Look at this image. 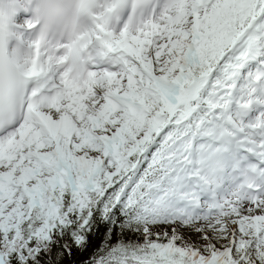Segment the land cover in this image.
I'll use <instances>...</instances> for the list:
<instances>
[{"label":"snow or ice","instance_id":"1","mask_svg":"<svg viewBox=\"0 0 264 264\" xmlns=\"http://www.w3.org/2000/svg\"><path fill=\"white\" fill-rule=\"evenodd\" d=\"M95 2L84 76L20 37L0 264H264V0Z\"/></svg>","mask_w":264,"mask_h":264},{"label":"clouds","instance_id":"2","mask_svg":"<svg viewBox=\"0 0 264 264\" xmlns=\"http://www.w3.org/2000/svg\"><path fill=\"white\" fill-rule=\"evenodd\" d=\"M98 11L95 0H0V124L10 125L28 105L36 107L44 99L30 86V49L27 41L20 40V14L30 13L33 39L60 46L66 70L79 78L88 71L80 57L81 37L91 29Z\"/></svg>","mask_w":264,"mask_h":264},{"label":"trees","instance_id":"3","mask_svg":"<svg viewBox=\"0 0 264 264\" xmlns=\"http://www.w3.org/2000/svg\"><path fill=\"white\" fill-rule=\"evenodd\" d=\"M115 239H116V238L113 237V242H115ZM125 239H133V240H136V239H138V238H137L136 236L130 234V235L126 236ZM99 243H100V237H96V238H94V240H93V247L98 246ZM91 251H92V248H90L89 251L86 252V253H84L82 256H78V259H80V260L87 259L88 255H89V253H90Z\"/></svg>","mask_w":264,"mask_h":264},{"label":"bare ground","instance_id":"4","mask_svg":"<svg viewBox=\"0 0 264 264\" xmlns=\"http://www.w3.org/2000/svg\"><path fill=\"white\" fill-rule=\"evenodd\" d=\"M29 14H30V13H29ZM24 15H25V16H29V15L26 14V13H22V14H21V17L24 16ZM21 17H20V18H21ZM18 20H20V19H18ZM20 25H21V24H20ZM20 29H21V27L19 28V31H20L22 37H23L24 34H26V35H30V31H31V30H28L27 28H23V30H20Z\"/></svg>","mask_w":264,"mask_h":264},{"label":"rangeland","instance_id":"5","mask_svg":"<svg viewBox=\"0 0 264 264\" xmlns=\"http://www.w3.org/2000/svg\"><path fill=\"white\" fill-rule=\"evenodd\" d=\"M161 228H164V227H166V226H160ZM156 229H154V231H155Z\"/></svg>","mask_w":264,"mask_h":264}]
</instances>
